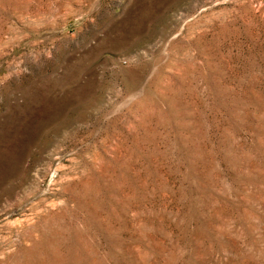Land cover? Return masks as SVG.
Wrapping results in <instances>:
<instances>
[{
	"label": "rangeland",
	"instance_id": "1",
	"mask_svg": "<svg viewBox=\"0 0 264 264\" xmlns=\"http://www.w3.org/2000/svg\"><path fill=\"white\" fill-rule=\"evenodd\" d=\"M0 264H264V0H0Z\"/></svg>",
	"mask_w": 264,
	"mask_h": 264
}]
</instances>
